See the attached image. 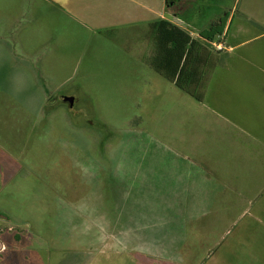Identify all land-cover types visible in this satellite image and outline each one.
I'll list each match as a JSON object with an SVG mask.
<instances>
[{"label": "rangeland", "instance_id": "rangeland-1", "mask_svg": "<svg viewBox=\"0 0 264 264\" xmlns=\"http://www.w3.org/2000/svg\"><path fill=\"white\" fill-rule=\"evenodd\" d=\"M220 3L227 43L183 41L178 59L103 41L57 80L73 107L31 109L37 130L0 140V264H264V166L236 132L210 130L219 58L188 69L194 50L259 44L249 21L264 20V0Z\"/></svg>", "mask_w": 264, "mask_h": 264}, {"label": "crops", "instance_id": "crops-1", "mask_svg": "<svg viewBox=\"0 0 264 264\" xmlns=\"http://www.w3.org/2000/svg\"><path fill=\"white\" fill-rule=\"evenodd\" d=\"M220 2L0 0V140L12 142L36 131L31 109L35 117L42 118L48 114V106L73 107L74 97L70 96L73 104L63 101V97L69 96L61 100L55 97L63 84L57 80L71 74L72 68L75 73V62L86 59L87 53L93 57L92 53L101 52L103 41L120 45L122 53L130 56L134 42L146 46L155 42L159 56L168 50L170 57L179 59L183 41L187 45L194 42L192 49L198 38L205 42L200 36L202 31L224 19V32L215 41L221 38L227 43L231 39L230 14ZM249 22L264 29L262 19ZM252 39L260 43L237 53L230 50L223 54V50L204 55L194 50L188 57V69L201 71L208 60L212 63L219 58L217 64L221 68L216 69L218 65L214 64L209 73L207 106L212 114L210 121L221 125H212L210 130L222 129V138L230 130L236 132L241 140L238 150L240 146L243 150H257L254 163L260 169L264 166V31ZM241 44L237 42L238 47ZM198 60L203 64L199 65ZM90 68L86 63L87 72L96 74ZM172 151L186 160V153Z\"/></svg>", "mask_w": 264, "mask_h": 264}, {"label": "trees", "instance_id": "trees-1", "mask_svg": "<svg viewBox=\"0 0 264 264\" xmlns=\"http://www.w3.org/2000/svg\"><path fill=\"white\" fill-rule=\"evenodd\" d=\"M225 20L221 19L218 22L213 23L207 30L200 33L201 38L206 43H213L217 36H221L225 28Z\"/></svg>", "mask_w": 264, "mask_h": 264}, {"label": "water", "instance_id": "water-1", "mask_svg": "<svg viewBox=\"0 0 264 264\" xmlns=\"http://www.w3.org/2000/svg\"><path fill=\"white\" fill-rule=\"evenodd\" d=\"M63 101L70 102V104H73V99L70 97H63Z\"/></svg>", "mask_w": 264, "mask_h": 264}, {"label": "built area", "instance_id": "built-area-1", "mask_svg": "<svg viewBox=\"0 0 264 264\" xmlns=\"http://www.w3.org/2000/svg\"><path fill=\"white\" fill-rule=\"evenodd\" d=\"M221 44H222V43H221ZM219 47H220V49H222V45H220Z\"/></svg>", "mask_w": 264, "mask_h": 264}]
</instances>
